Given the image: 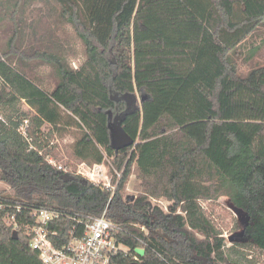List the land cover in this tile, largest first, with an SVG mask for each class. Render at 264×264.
<instances>
[{"label": "trees", "instance_id": "obj_1", "mask_svg": "<svg viewBox=\"0 0 264 264\" xmlns=\"http://www.w3.org/2000/svg\"><path fill=\"white\" fill-rule=\"evenodd\" d=\"M55 1V34L42 33L38 20L0 23L10 35L0 47V170L15 191H0V264L13 255L43 264L27 233L33 208L86 217L108 204L119 241L131 248L117 264H259L246 249L264 254V65L243 74L236 58L253 60L264 48V0ZM68 25L83 45L77 67L60 35ZM117 124L132 145L116 148ZM57 133H75L76 162L112 158L122 171L114 193L79 174L64 177L47 160ZM135 164L143 192L125 199ZM223 195L248 216L249 241L227 247L207 215L201 201ZM150 197L171 201L172 213Z\"/></svg>", "mask_w": 264, "mask_h": 264}, {"label": "built area", "instance_id": "obj_2", "mask_svg": "<svg viewBox=\"0 0 264 264\" xmlns=\"http://www.w3.org/2000/svg\"><path fill=\"white\" fill-rule=\"evenodd\" d=\"M22 133L28 136L26 126ZM34 147V146H32ZM37 149V148H36ZM47 160L65 173H74L62 164H57L52 157ZM112 158L106 156L103 163L90 165L81 162L75 174L112 189L114 193L122 171L113 168ZM111 167L117 174V181L112 182ZM109 204L99 216H69L60 209L48 207L33 208L35 223L27 225V233L31 237L30 247L38 255L43 264H117L115 258L120 252L129 253L131 248L120 242L119 225L106 216ZM0 207H2L0 205ZM21 210V207H18ZM71 224H65V220ZM133 226L147 230L143 222H131ZM135 260L138 253L133 252Z\"/></svg>", "mask_w": 264, "mask_h": 264}, {"label": "rangeland", "instance_id": "obj_3", "mask_svg": "<svg viewBox=\"0 0 264 264\" xmlns=\"http://www.w3.org/2000/svg\"><path fill=\"white\" fill-rule=\"evenodd\" d=\"M40 30L44 34L52 35L55 34L54 24H50L49 22L40 23ZM67 31L63 30L60 34L62 35V41L65 45L70 44V55L69 61L74 66L77 67L83 61V45L80 42L77 35L74 33L73 29L68 25ZM58 33V32H57ZM10 39L9 33H5L0 30V47L6 48L7 43ZM30 39H24L23 45L24 47H31ZM258 42V40H257ZM252 46V43L246 42L244 46L246 52H248L249 48ZM238 62V67L241 73L247 74L252 68L260 65H264V48L261 53L256 56L253 60L246 61L243 57L236 58ZM40 75L43 78L47 88H52L55 84L52 78V70L48 66L41 67L39 69ZM51 126H45L44 132L47 133L50 130ZM75 133L63 134L60 136L58 133L54 134L51 137L50 145L57 144V149L55 150V154L49 155L52 157L57 164H62L67 169L72 172H76L78 169L79 162H76L71 157V145L74 141ZM0 191H6V194L15 196V191L10 187V185L3 179V171L0 170ZM143 192L141 179L139 178V169L135 164L132 168V172L126 181L125 188L123 190L124 198H137ZM150 201L152 206L158 205L163 209V211L167 214H171V205L172 202L167 200L166 198L156 199L150 197ZM203 207L206 210L207 215L212 220L214 225L223 231L224 236L226 238L227 247L233 245V242H247L249 238L246 236L245 228L248 223V216L235 208L230 198L226 195L217 197L212 200H202L201 201ZM193 232L191 229H189ZM198 238H203V235L197 232H193ZM236 247H240L236 245ZM246 249V248H245ZM248 253H250L249 258H254L255 263L264 264V254H261L260 251L256 248H248L246 249ZM138 252L140 254H144V248H139ZM33 259V258H32ZM8 264H38L37 262L31 260L29 257L21 258V256H11V260ZM216 264H225V263H216Z\"/></svg>", "mask_w": 264, "mask_h": 264}, {"label": "crops", "instance_id": "obj_4", "mask_svg": "<svg viewBox=\"0 0 264 264\" xmlns=\"http://www.w3.org/2000/svg\"><path fill=\"white\" fill-rule=\"evenodd\" d=\"M55 0H0V23L12 22L14 18L30 23L49 22L51 6H56Z\"/></svg>", "mask_w": 264, "mask_h": 264}, {"label": "water", "instance_id": "obj_5", "mask_svg": "<svg viewBox=\"0 0 264 264\" xmlns=\"http://www.w3.org/2000/svg\"><path fill=\"white\" fill-rule=\"evenodd\" d=\"M114 141L117 149L128 147L134 143L133 139L128 134H126L118 124L114 128ZM63 176L68 177L69 174L66 173ZM14 235L16 237V230L14 231Z\"/></svg>", "mask_w": 264, "mask_h": 264}]
</instances>
